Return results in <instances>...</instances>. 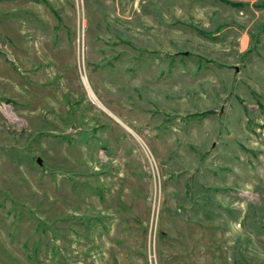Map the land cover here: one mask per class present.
Wrapping results in <instances>:
<instances>
[{"label": "rangeland", "instance_id": "rangeland-1", "mask_svg": "<svg viewBox=\"0 0 264 264\" xmlns=\"http://www.w3.org/2000/svg\"><path fill=\"white\" fill-rule=\"evenodd\" d=\"M0 264H264V0H0Z\"/></svg>", "mask_w": 264, "mask_h": 264}, {"label": "water", "instance_id": "water-1", "mask_svg": "<svg viewBox=\"0 0 264 264\" xmlns=\"http://www.w3.org/2000/svg\"><path fill=\"white\" fill-rule=\"evenodd\" d=\"M185 55H186V53H185ZM237 71H238L237 67H234V72L237 73ZM34 162L37 166L42 167V162H41L40 158L36 157ZM161 235H163V234H161Z\"/></svg>", "mask_w": 264, "mask_h": 264}, {"label": "bare ground", "instance_id": "bare-ground-1", "mask_svg": "<svg viewBox=\"0 0 264 264\" xmlns=\"http://www.w3.org/2000/svg\"><path fill=\"white\" fill-rule=\"evenodd\" d=\"M84 83H86L87 84V82L84 80ZM87 90H88V93H89V95L95 100V101H97L96 100V98H95V96L93 95V93L91 92V90L89 89V86L87 85ZM97 104H99V102L97 103ZM100 105V104H99ZM103 108V107H102Z\"/></svg>", "mask_w": 264, "mask_h": 264}]
</instances>
